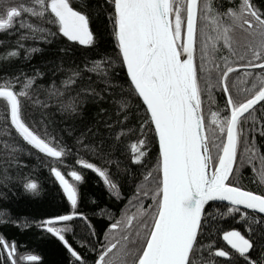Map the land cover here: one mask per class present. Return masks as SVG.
<instances>
[{
  "label": "trees",
  "instance_id": "16d2710c",
  "mask_svg": "<svg viewBox=\"0 0 264 264\" xmlns=\"http://www.w3.org/2000/svg\"><path fill=\"white\" fill-rule=\"evenodd\" d=\"M55 1L0 0V89L14 94L23 125L59 153L29 143L0 96V264H137L159 206L154 130L120 59L113 0H65L86 21V43L64 33ZM205 2L198 0L193 66L214 167L230 106L264 83V0ZM243 3L248 13L237 26L228 15ZM243 20L263 34L254 47L240 43ZM54 169L79 176L74 206ZM228 183L264 195V101L237 122ZM229 231L248 240L246 255L225 244ZM118 242L117 258L104 261ZM187 264H264V217L208 204Z\"/></svg>",
  "mask_w": 264,
  "mask_h": 264
},
{
  "label": "water",
  "instance_id": "95a60500",
  "mask_svg": "<svg viewBox=\"0 0 264 264\" xmlns=\"http://www.w3.org/2000/svg\"><path fill=\"white\" fill-rule=\"evenodd\" d=\"M112 4L120 59L149 116L159 153V206L137 264H187L208 204L221 202L264 217V195L228 183L236 158L237 122L264 101V83L250 99L230 106L213 167L193 66L198 0H186L180 46L172 28L171 0ZM0 96L7 99L18 132L40 151L58 157L23 125L14 94L0 89ZM223 240L233 251L248 253L250 243L239 232L229 231Z\"/></svg>",
  "mask_w": 264,
  "mask_h": 264
},
{
  "label": "rangeland",
  "instance_id": "374dc122",
  "mask_svg": "<svg viewBox=\"0 0 264 264\" xmlns=\"http://www.w3.org/2000/svg\"><path fill=\"white\" fill-rule=\"evenodd\" d=\"M177 1L178 0H171L172 5L170 4V9H171L173 32L180 46L183 36L185 14L183 10L184 6L182 0L178 1L176 6H174V2ZM203 1L206 0H200V7L204 9L208 8L206 7V2L203 3ZM185 6H186V0H185ZM52 9L56 13L59 22L61 24V28L66 35L80 42H84V43L90 42L91 35L88 31L84 17L81 14L71 10L65 0H56L54 5L52 6ZM244 12L248 13L246 8V3H243L240 6L239 11L232 12L228 16L235 25L239 26L242 17H244L243 16ZM3 23H4V27L8 26V24L10 23V18H7ZM244 24L248 25L247 27L246 26L241 27V29L246 31V36H245L246 38L245 40L241 39L242 42L240 43H242V45H246V47H250V46L254 47L255 44L260 42V39L263 34H261V32L259 31H255L252 21L251 22L246 21ZM53 172L65 194V197L67 198L69 203L72 206H74L76 202V181L78 180L79 176L76 173H72V172H69V174L64 175L60 171L55 169L53 170ZM52 228L58 233H61L62 231V226L60 225H57ZM122 245H123L122 242H118L116 245L113 244L111 246H108L107 250L105 251L106 256L103 258L104 261L109 262L110 260L117 258L120 251L122 250ZM35 258L36 257L32 255L27 257V259L29 260H34ZM100 259L103 260L102 257Z\"/></svg>",
  "mask_w": 264,
  "mask_h": 264
},
{
  "label": "bare ground",
  "instance_id": "6f19581e",
  "mask_svg": "<svg viewBox=\"0 0 264 264\" xmlns=\"http://www.w3.org/2000/svg\"><path fill=\"white\" fill-rule=\"evenodd\" d=\"M191 54V53H190ZM191 56V55H190Z\"/></svg>",
  "mask_w": 264,
  "mask_h": 264
}]
</instances>
